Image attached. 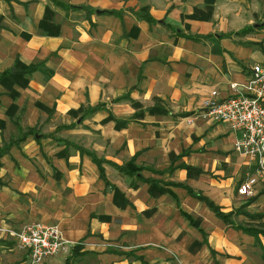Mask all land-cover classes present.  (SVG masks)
Wrapping results in <instances>:
<instances>
[{"label":"crops","instance_id":"1","mask_svg":"<svg viewBox=\"0 0 264 264\" xmlns=\"http://www.w3.org/2000/svg\"><path fill=\"white\" fill-rule=\"evenodd\" d=\"M58 1L94 13L88 19L83 8L51 0H0V72L16 57L38 65L25 87L13 86L15 94L0 84V145L20 113V127L39 130L0 158V219L57 224L65 239L82 241L79 253L96 252L102 264H128L106 243L147 264H264V236L257 241L225 223L184 186H168L174 197L151 194L147 182L112 164L133 157L143 177L181 183L224 211L239 209L233 218L243 224L253 222L247 213H264V178L251 201L237 193L249 165L234 150L238 132L198 114L211 90L229 96L230 83L264 64V0H207L206 7L205 0ZM45 6L55 11L56 33L38 27ZM156 99L168 113L130 118V100L144 109ZM97 103L105 108L79 119L81 107ZM108 111L129 119L126 126L102 122ZM77 146L105 159L108 180L125 193L120 201ZM60 253L45 263H61Z\"/></svg>","mask_w":264,"mask_h":264},{"label":"built area","instance_id":"2","mask_svg":"<svg viewBox=\"0 0 264 264\" xmlns=\"http://www.w3.org/2000/svg\"><path fill=\"white\" fill-rule=\"evenodd\" d=\"M230 88L232 93L222 98L211 90L201 100L198 114L207 120L224 122L240 133L234 141V150L253 163L254 171L238 185L237 193L249 198L254 195L258 180L264 178V64H253L246 81L230 83ZM195 117L193 113L186 119L190 122ZM1 230L17 238L33 264L56 255L69 243L57 224L42 221L23 223L18 230Z\"/></svg>","mask_w":264,"mask_h":264},{"label":"trees","instance_id":"3","mask_svg":"<svg viewBox=\"0 0 264 264\" xmlns=\"http://www.w3.org/2000/svg\"><path fill=\"white\" fill-rule=\"evenodd\" d=\"M54 4L59 5L65 9H70V8H83L85 10L86 14H89V12L92 11V9L88 6H74V5H67L63 4L58 0H51ZM107 12L109 13H115L116 11L108 10ZM117 13V12H116ZM140 16L148 21H151L152 18L148 14H143L142 12L140 13ZM261 26H264V24H261ZM56 33V30H55ZM228 35V34H227ZM188 38H194L196 39L197 35H186ZM261 51L264 53V47L261 46ZM38 68L37 64H26L22 62L18 57L14 59V62L11 67L3 70L0 72V84L4 85L6 88L11 89L10 93L15 94L16 91L14 90L13 86L17 85L20 87H25L30 79L31 74ZM119 98H126L128 99V95L124 94L122 97ZM117 98V99H119ZM131 104L134 108H136L135 112L131 115L130 118H139L143 116L144 111H147L148 113H159V114H166L168 113V110L164 108L163 104L160 102L159 99H156L154 104L152 106L145 107L144 109H141V105L138 104L137 102L131 101ZM104 103H97L96 105L93 106H87V107H81L78 111L81 112L79 119L82 120L85 116L90 115L94 113L97 110L104 109ZM77 112V111H73ZM188 113H183V115H186ZM106 121L112 120L114 121V127L121 128L126 126L128 123L129 119H120L116 116H114L110 111H108V114L105 118ZM0 125H2V121H0ZM20 134L11 137L9 141H5L0 145V158L2 155L7 153L12 145L18 144L20 141L24 140L26 136L29 134H34L35 128L34 127H20ZM77 149L79 150L80 154H87L91 157L92 161L97 165L98 171H99V177L103 180L105 186H110L111 188L114 189V194L117 197L118 195L123 196L122 192L120 189L112 184L108 178L106 177L105 174V169L103 163L106 162L104 159L98 157V155L92 151L88 150L86 148H83L81 146H77ZM119 171H121L124 174L130 175V176H135L137 179H139L142 182H147L149 184L148 191L151 194H159V193H168L172 195L173 197L175 194L173 191L168 187L170 185L174 186H184L187 190L188 193L193 194L195 197L199 198L200 200L204 201L206 205L215 213V215L222 219L225 223H231L233 224L236 228L241 229L243 232L248 233L254 238L259 241V236H264V213H247V217L253 222L250 223H234L233 216L239 212L238 210H230V211H224L222 210L221 206L218 204L214 203L212 200L207 198L206 196L202 195L201 193H196L192 191L189 187L182 185L181 183H174V182H168V181H162L160 179H155L152 177H143L141 175V170L142 167L139 165H136L134 162V158H130L128 161H126L123 164H115L112 163ZM1 166V162H0ZM180 167L185 168L186 170H196L193 167H190L184 163L179 164ZM169 171L173 170V166L170 165L167 167ZM253 197H249L248 202L251 201ZM128 201L123 202V205H126ZM241 210V209H240ZM181 214L189 221L190 224L194 225L197 228L199 227V219L193 218L190 214L180 210ZM201 229V228H200ZM82 241H78V243H75L71 248H70V253L71 255H75L79 253V249H81ZM118 253H123L122 251H116ZM84 253V252H82ZM129 254L130 252H125ZM210 253L212 256L216 255V251L210 248ZM70 257H68L65 261L68 262ZM140 259L141 264H147L143 260L141 256L137 257ZM215 264H219L217 260H215Z\"/></svg>","mask_w":264,"mask_h":264},{"label":"rangeland","instance_id":"4","mask_svg":"<svg viewBox=\"0 0 264 264\" xmlns=\"http://www.w3.org/2000/svg\"><path fill=\"white\" fill-rule=\"evenodd\" d=\"M9 1H11V0H9ZM207 2L208 1L205 0V7L207 5ZM88 7H90V6H88ZM72 9H76V8H72ZM91 9H92V11L89 12V14L87 15L88 19H89L90 15L94 13V8L91 7ZM54 15H55L54 9L51 8L50 6H45L43 15H42L40 21L38 22V27L42 31L47 32L48 34H53V32H55L53 29L57 30V25H58L54 21ZM0 20H1V17H0ZM130 102H131V100H130ZM14 111L15 110L12 111V114H14ZM22 118H23V113H20V115H17L16 118L14 116V119L13 118L11 119V121L13 123H15V128H16V131L11 130L9 132V133H11V137H15V136L20 134L19 123L22 122ZM101 121L106 122L105 118L102 119ZM22 128H24V127H22ZM34 128H35V132L38 133L39 130H37L36 127H34ZM115 129H116V127H115ZM239 135H240V133H238V136ZM6 136H7V134H6ZM5 138H7V137H2V141L7 140ZM88 150H90V149H88ZM237 154L240 155L239 153H237ZM240 156H242V155H240ZM98 157H100V156H98ZM242 157L245 160L247 159V161L249 162V165L247 167H244V171L242 170L244 177H246L247 174H251L254 171V165L247 157H244V156H242ZM100 158L104 159L103 157H100ZM104 161H105V159H104ZM125 162H123V163H125ZM105 163L106 162H104L103 165ZM244 179L245 178H243L242 180H244ZM240 183H241V181L238 183V185ZM111 190H113V197L117 201H120L119 199L121 196L118 195L116 197L114 194V189L111 188ZM120 191L125 196V193L121 189H120ZM233 220L236 223H242L237 217H234ZM22 224L23 223H21L20 225L17 226V225H13L12 223H10L8 221H5V220L2 221V219H0V264H33L30 261L28 253L24 249L20 248L18 241H17V238L6 233V232H3L1 230V229L18 230ZM76 242L77 241L72 242L69 240V243L67 244V248L60 251L61 252L60 254L63 255V258H61L62 262L61 263L56 262L55 264H99V263L102 264L100 259L97 258L96 252L95 253L94 252L93 253L92 252H88V253L84 252V253H77L75 255H71L70 248ZM105 245H106L105 251H107V252L112 251L114 253H118L116 251L121 250L123 253H125L121 248H119V245L116 246V245L107 244V243ZM124 255L127 258L128 264H140L141 263L140 259L137 258L138 256L134 257V255H133V259H132V258H130V256H132V254L125 253ZM53 256H55V255H53ZM53 256H51V257H53ZM68 257H70V258H69L68 262L65 263V261ZM40 264H47V263H45V261H43ZM103 264H106L105 261H103Z\"/></svg>","mask_w":264,"mask_h":264}]
</instances>
